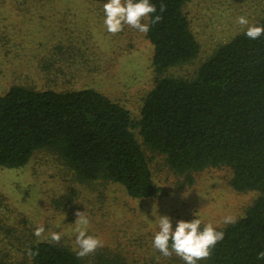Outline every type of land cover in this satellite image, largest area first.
<instances>
[{"label": "trees", "instance_id": "obj_1", "mask_svg": "<svg viewBox=\"0 0 264 264\" xmlns=\"http://www.w3.org/2000/svg\"><path fill=\"white\" fill-rule=\"evenodd\" d=\"M186 1L150 0L156 13L146 17L150 30L144 35L152 46V85L138 117L91 87L12 85L0 93V167L20 168L36 151L49 150L76 180L118 183L134 199L160 191L144 148L187 182L193 172L227 167L234 191L258 194L244 218L217 228L223 239L197 264H264L257 258L264 251V35L253 40L242 31L218 45L192 77L174 75L170 70L192 61L200 49L183 11ZM161 3L167 5L163 13ZM157 14L162 19L151 24ZM256 25L264 26V19ZM29 248L38 254L30 257ZM22 251L29 264H86L60 242L31 238ZM92 260L123 264L104 248Z\"/></svg>", "mask_w": 264, "mask_h": 264}, {"label": "rangeland", "instance_id": "obj_2", "mask_svg": "<svg viewBox=\"0 0 264 264\" xmlns=\"http://www.w3.org/2000/svg\"><path fill=\"white\" fill-rule=\"evenodd\" d=\"M105 2L0 0V93L12 85L91 87L138 117L152 85V46L144 33L127 24L116 34L108 32ZM183 11L200 49L196 58L170 73L190 78L218 45L244 31L238 17L255 25L264 19V0H188ZM144 152L160 188L158 195L145 199L129 197L118 183L76 180L49 150L36 151L20 168L0 167V261L29 264L23 244L38 239L34 230L40 225L45 236L61 233L60 243L73 250L80 211L89 220L88 233L104 242L96 251L104 248L123 264H177L181 258L175 253L165 257L152 245L159 216L167 215L173 230L177 220L194 218L218 228L227 215L241 217L258 194L234 191L227 167L193 172L187 182L161 155ZM92 254L82 257L86 264H93Z\"/></svg>", "mask_w": 264, "mask_h": 264}, {"label": "clouds", "instance_id": "obj_3", "mask_svg": "<svg viewBox=\"0 0 264 264\" xmlns=\"http://www.w3.org/2000/svg\"><path fill=\"white\" fill-rule=\"evenodd\" d=\"M167 5L161 3L160 13L166 10ZM104 25L108 32L116 34L123 30L125 24L135 28L140 33H147L150 30L149 23L142 21L151 14L156 13V6L150 3V0H106L103 5ZM162 19V15L157 14L151 20V24H155ZM237 22L244 28V35L249 39H258L264 35V26L249 24L245 16L237 18ZM74 228L75 246L74 251L78 257H85L94 253L97 248L103 247L104 242L96 236L88 233L89 220L85 212H76ZM241 218L243 214H241ZM236 217L227 215L223 219V223L234 224ZM199 218L191 221L177 220L175 229L173 230L170 218L167 215L159 216L158 231L154 233L152 245L163 256L170 257L175 253L185 264H197V261L207 259L211 255V250L224 237V232L217 230L214 225L209 222L203 224ZM45 229L43 225L35 228L34 235L38 241L48 243H59L61 233L50 232L44 235ZM27 254L32 257L38 254L31 248L27 249ZM258 259H264V251L257 253Z\"/></svg>", "mask_w": 264, "mask_h": 264}]
</instances>
